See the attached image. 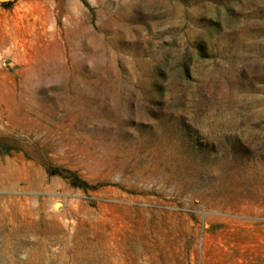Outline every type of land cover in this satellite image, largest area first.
I'll return each mask as SVG.
<instances>
[{"label": "rangeland", "instance_id": "obj_1", "mask_svg": "<svg viewBox=\"0 0 264 264\" xmlns=\"http://www.w3.org/2000/svg\"><path fill=\"white\" fill-rule=\"evenodd\" d=\"M7 164L0 264H264V0H0Z\"/></svg>", "mask_w": 264, "mask_h": 264}, {"label": "bare ground", "instance_id": "obj_2", "mask_svg": "<svg viewBox=\"0 0 264 264\" xmlns=\"http://www.w3.org/2000/svg\"><path fill=\"white\" fill-rule=\"evenodd\" d=\"M13 179L14 177L12 175L11 167L8 164L5 167L0 165V189H11L14 185ZM13 213L14 210L11 208H7L5 210L0 209V236H2L3 234L5 235V238L7 237L13 238L16 236V233H18L19 236L26 232V227H28V225L26 226V223L24 221L19 223L22 224L20 228L19 227L17 228L15 224L12 222V218H10V216H12Z\"/></svg>", "mask_w": 264, "mask_h": 264}, {"label": "trees", "instance_id": "obj_3", "mask_svg": "<svg viewBox=\"0 0 264 264\" xmlns=\"http://www.w3.org/2000/svg\"><path fill=\"white\" fill-rule=\"evenodd\" d=\"M77 182H74L73 184L77 187H84V185L86 186L87 184L85 182H82L81 180H76ZM83 183V184H82Z\"/></svg>", "mask_w": 264, "mask_h": 264}]
</instances>
